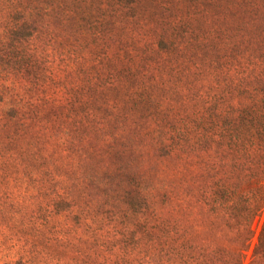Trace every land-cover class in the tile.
Instances as JSON below:
<instances>
[{
	"label": "rangeland",
	"instance_id": "1",
	"mask_svg": "<svg viewBox=\"0 0 264 264\" xmlns=\"http://www.w3.org/2000/svg\"><path fill=\"white\" fill-rule=\"evenodd\" d=\"M21 1L37 23L18 41L0 0L1 94L28 104H0V264H106V234L142 220L121 196L151 210L162 138L232 119L233 0ZM61 181L70 210L53 208Z\"/></svg>",
	"mask_w": 264,
	"mask_h": 264
},
{
	"label": "trees",
	"instance_id": "2",
	"mask_svg": "<svg viewBox=\"0 0 264 264\" xmlns=\"http://www.w3.org/2000/svg\"><path fill=\"white\" fill-rule=\"evenodd\" d=\"M12 1L14 34L23 41L37 22L25 2ZM1 90L7 113L22 116L28 104ZM198 124L191 120L184 133L162 138L169 166L158 169L152 200L144 198L151 210L137 195L121 196L123 211L142 220L106 234L111 257L106 264H264V0H233L232 119L212 124L217 129L206 134L195 131ZM29 143L35 161L48 154L35 146L38 140ZM62 144L67 157L71 144L63 139ZM51 189L53 208L70 210L71 185L61 181Z\"/></svg>",
	"mask_w": 264,
	"mask_h": 264
}]
</instances>
